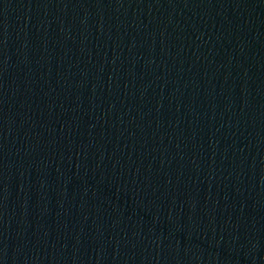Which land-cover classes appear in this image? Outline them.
<instances>
[{
	"label": "water",
	"instance_id": "95a60500",
	"mask_svg": "<svg viewBox=\"0 0 264 264\" xmlns=\"http://www.w3.org/2000/svg\"><path fill=\"white\" fill-rule=\"evenodd\" d=\"M0 264H264V0H0Z\"/></svg>",
	"mask_w": 264,
	"mask_h": 264
}]
</instances>
